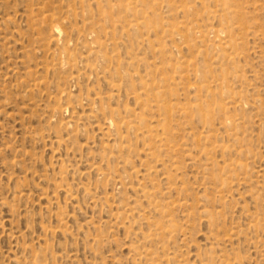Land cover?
<instances>
[{
	"label": "rangeland",
	"instance_id": "374dc122",
	"mask_svg": "<svg viewBox=\"0 0 264 264\" xmlns=\"http://www.w3.org/2000/svg\"><path fill=\"white\" fill-rule=\"evenodd\" d=\"M0 264H264V0H0Z\"/></svg>",
	"mask_w": 264,
	"mask_h": 264
}]
</instances>
